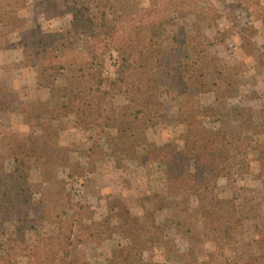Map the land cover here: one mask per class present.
<instances>
[{
    "label": "trees",
    "instance_id": "obj_1",
    "mask_svg": "<svg viewBox=\"0 0 264 264\" xmlns=\"http://www.w3.org/2000/svg\"><path fill=\"white\" fill-rule=\"evenodd\" d=\"M60 2L70 19L68 25L47 35L35 31L19 43L21 66L37 73L40 87L48 88L55 74L68 72L70 76L56 89L49 119L40 135L29 134L19 141L6 171L0 173V240L11 235L5 219L17 213L20 218L16 221L25 225L27 233H34L36 221L53 226L54 248L44 250L43 262L32 261L39 258L35 252L40 245V241L33 240L32 248L27 246L25 251L29 264H70L64 250L87 242L76 235L83 226L75 230L73 223L63 221L73 217L68 211H75L79 217L84 210L81 204H70L67 190L50 191L36 200L29 189L33 168L56 151L60 131L52 127V122L68 118H73L85 132L94 133L86 157L90 173L96 169L93 157L99 149L98 139L115 130L117 148L124 158L134 155L142 163L157 165L166 193L176 191L185 201L193 199L201 215L215 210H246L249 216L245 219H260L264 199L257 201L253 190L243 188L231 198H223L218 182L224 179L230 186L238 183L239 178L254 175L239 155L259 149L260 170L255 178L264 185V109L254 117L249 108L228 106L226 102L238 94L244 75L241 68L206 50L195 49L185 27L180 28L177 37L168 34L174 15L193 16L195 22L191 27L199 34L203 29H217L223 13L209 0H151L146 7L134 5L131 9L127 8V0ZM24 5L15 0H0V25L19 28V23L24 22L18 13ZM237 7L261 24L264 38L260 1L241 0ZM112 50L117 53L118 67L115 78L106 82L102 75L104 56ZM254 70L264 75V43ZM170 90L177 103L187 106L174 119L183 132L180 143L158 147L149 142L144 131L139 135L136 132L150 121L152 109L161 106L160 94ZM209 94L214 105L203 107L200 100ZM118 96L126 102L120 112L114 100ZM24 107L22 101L12 100L1 84L0 115L14 111L23 115ZM135 230V243L117 252L123 264H143L141 255L152 252L167 237L159 226ZM231 234L230 228L206 229L212 243H221ZM254 245V254L241 256L233 263L264 264V238Z\"/></svg>",
    "mask_w": 264,
    "mask_h": 264
},
{
    "label": "rangeland",
    "instance_id": "obj_2",
    "mask_svg": "<svg viewBox=\"0 0 264 264\" xmlns=\"http://www.w3.org/2000/svg\"><path fill=\"white\" fill-rule=\"evenodd\" d=\"M15 1L25 4L18 13L24 23H19L17 29L0 25V86L2 84L12 100L23 102L25 114L0 122V173L6 171L9 157L19 141L29 134L40 135L49 119L48 110L56 89L70 76L68 72L55 74L48 88L40 87L37 73L19 63L21 39L35 31L44 35L56 33L69 23L60 0ZM240 1L209 0L224 15L218 21L217 29H203L197 34L191 27L195 22L193 16L179 18L174 15L168 34L177 37L180 28L185 27L195 49L206 50L229 65L239 66L244 75L238 94L226 104L249 108L253 116L258 117L264 109V75L256 72L254 67L264 38L261 24L254 22L243 9H238ZM259 1L264 11V0ZM149 4L151 0H127L128 9ZM118 60L113 50L105 54L102 75L106 82L115 78ZM114 100L120 112L126 102L121 96ZM159 101L161 106L152 109L150 121H146L136 134L144 131L149 142L158 147L178 144L183 128L174 119L187 106L175 101L172 90L161 93ZM200 103L203 107L212 106L214 98L211 94L204 95ZM52 123V127L60 131L56 151L33 168L29 189L36 200L50 191L65 189L71 195L70 204L78 203L84 207L79 217L75 211H68L73 217L63 219L73 223L75 230L83 226L76 235L87 241L64 250L70 264H123L118 250L135 243L137 227L149 229L152 226L162 227L167 237L152 252L141 255L143 264H234L237 258L256 252L255 242L264 238V207L258 220L245 219L249 216L246 210H215L201 215L193 199L185 201L176 191L166 193L163 175L157 165L142 163L134 155L124 158L117 148L115 130L98 139L99 149L93 157L96 169L90 173L91 166L86 157L95 139L94 133L85 132L73 118ZM239 160L245 162L254 175L239 178L238 183L230 186L226 180H220L221 196L231 198L243 188L253 190L257 201H262L264 185L255 178L260 170L259 149L240 153ZM19 215L16 213L5 219L11 235L0 240V264H29L25 251L27 246H32L33 240L40 241V245L35 252L39 258H32V261L43 262L45 257L41 254L44 250L54 248L53 226L36 221V235L27 233L25 225L16 221ZM211 227L230 228L232 234L221 243H212L206 236V229ZM4 258L9 259L3 262Z\"/></svg>",
    "mask_w": 264,
    "mask_h": 264
},
{
    "label": "crops",
    "instance_id": "obj_3",
    "mask_svg": "<svg viewBox=\"0 0 264 264\" xmlns=\"http://www.w3.org/2000/svg\"><path fill=\"white\" fill-rule=\"evenodd\" d=\"M18 46H19V48H20V45L18 44ZM13 50H16V49H14L13 48ZM20 50H21V48H20ZM22 51V50H21ZM22 54V53H21ZM21 61H22V58H20V61H19V63H20V65H21ZM25 69H27V68H25ZM21 114L19 113V112H17V111H14L13 113H11V114H8V115H6V116H3V115H0V122H2L5 118H17L18 116H20Z\"/></svg>",
    "mask_w": 264,
    "mask_h": 264
}]
</instances>
